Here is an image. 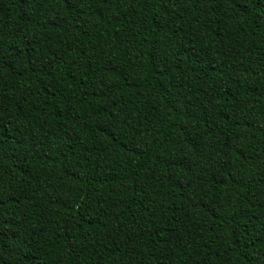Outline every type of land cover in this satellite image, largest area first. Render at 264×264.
Masks as SVG:
<instances>
[{
	"label": "trees",
	"instance_id": "1",
	"mask_svg": "<svg viewBox=\"0 0 264 264\" xmlns=\"http://www.w3.org/2000/svg\"><path fill=\"white\" fill-rule=\"evenodd\" d=\"M0 264H264V0H0Z\"/></svg>",
	"mask_w": 264,
	"mask_h": 264
}]
</instances>
